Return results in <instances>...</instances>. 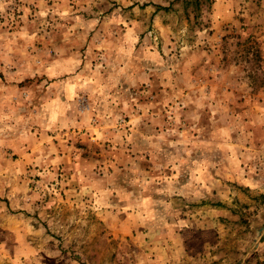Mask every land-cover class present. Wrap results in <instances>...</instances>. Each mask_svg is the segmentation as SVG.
<instances>
[{
	"label": "rangeland",
	"instance_id": "obj_1",
	"mask_svg": "<svg viewBox=\"0 0 264 264\" xmlns=\"http://www.w3.org/2000/svg\"><path fill=\"white\" fill-rule=\"evenodd\" d=\"M0 264H264V0H0Z\"/></svg>",
	"mask_w": 264,
	"mask_h": 264
}]
</instances>
